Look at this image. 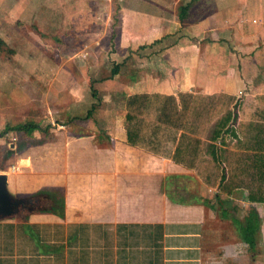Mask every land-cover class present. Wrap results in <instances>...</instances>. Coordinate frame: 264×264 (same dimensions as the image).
Listing matches in <instances>:
<instances>
[{
	"label": "crops",
	"instance_id": "crops-1",
	"mask_svg": "<svg viewBox=\"0 0 264 264\" xmlns=\"http://www.w3.org/2000/svg\"><path fill=\"white\" fill-rule=\"evenodd\" d=\"M101 7L118 20L114 48L91 43ZM0 8L4 37H22L18 23L58 38L62 33L76 38L81 30L89 39L84 66L92 76L111 63L110 75L94 81L114 94L112 100L120 97L124 111L98 113L111 146L99 158L85 154L82 168L78 160L67 174L56 169L38 176L32 154L41 149L28 144L7 169L0 168L7 193L26 201L16 214L0 219V264H264V203L242 201L243 220L232 218L239 237V227L253 224L251 248L242 237L223 239L213 206L199 196L184 204L167 196L171 190L187 193L176 182L196 179V160L208 155L213 160L210 145L250 156L264 148L262 134L255 137L257 128L264 130V0H3ZM133 96L152 102L136 116L141 123L144 113H158L157 100L172 98L180 110L190 96L201 104L198 113L205 100L222 101L208 111L220 113L222 105L223 114L237 113L240 137L225 134L222 144L221 138L213 141L216 117L206 129L142 124V142L130 145L126 100ZM182 134L183 149L194 147L196 153L192 161L183 155L175 163ZM44 189L62 199L63 217L44 210L50 202L38 196ZM236 190L224 195L232 200Z\"/></svg>",
	"mask_w": 264,
	"mask_h": 264
},
{
	"label": "rangeland",
	"instance_id": "rangeland-1",
	"mask_svg": "<svg viewBox=\"0 0 264 264\" xmlns=\"http://www.w3.org/2000/svg\"><path fill=\"white\" fill-rule=\"evenodd\" d=\"M1 1L3 0L0 3ZM100 10L98 23L93 24L91 43L99 49L109 42L107 47L114 48L117 17L114 13L110 15L111 11L107 8L105 10V7ZM18 25L23 27L22 33L17 32L22 37H4L0 23V168L7 169L8 161L14 156L18 157L20 150L23 151L28 144L41 149L38 155L32 154V158L37 157L35 172L38 176L55 174L56 169H59L60 175H64L68 172V165L78 160L77 164H81L85 154L99 158L111 146L109 137L106 138L101 129L103 121L98 113H107L109 108L115 109L111 113H124L122 102L117 101L120 97L112 100L116 98L114 94L109 96L110 90L103 91L98 87L94 77L106 79L110 75L109 68L113 66L108 62V68L97 70L98 75L89 74L88 66H84L83 53L89 39L85 38L81 30L77 32L78 35L75 34L76 38L68 37L64 33L63 38H58L53 37V31H40L35 25L31 29H24L21 23ZM96 25L98 27L95 28ZM74 49L77 53L70 51ZM98 64L96 67L99 68ZM93 90L96 95L94 97ZM221 103L222 101L211 103L210 100H205L198 119L187 120V126L205 129L206 126L210 127L213 119H219L224 109L222 105L219 107L220 113H210L208 109L211 110V106ZM156 116L155 111L144 113L142 124L156 125ZM24 126L38 127L29 133L28 140L25 139V132L21 130ZM85 140L90 141L89 145L83 144ZM236 150L233 147L225 149L224 167L209 159V155L208 158L196 160V179L176 182L180 187L187 188L185 193L188 197L197 195L213 206L215 217L220 220L221 237L226 241H239L241 238L232 218H244L245 210L241 202L246 200L242 195H248L251 190L255 192L259 187L264 192V181L259 177L258 171L251 168L252 161L247 158L249 154ZM229 158L237 168L233 177L239 185L232 200L219 192L220 178L226 173L227 179L230 176ZM187 159L193 160L189 157ZM78 167L82 168L83 165ZM206 177L208 180L205 181ZM44 191L47 190L41 192ZM246 204L248 203L244 207Z\"/></svg>",
	"mask_w": 264,
	"mask_h": 264
},
{
	"label": "trees",
	"instance_id": "trees-1",
	"mask_svg": "<svg viewBox=\"0 0 264 264\" xmlns=\"http://www.w3.org/2000/svg\"><path fill=\"white\" fill-rule=\"evenodd\" d=\"M117 66H114V69L112 70V76L115 74V69ZM92 96L95 95V91H92ZM182 107L179 110L178 104L175 102L172 98H166L164 99L163 103L161 100L155 101V105L157 106L156 110L158 111L156 116V122L158 124H167L170 126H173L175 128H182L183 130L188 129L186 121H190L191 119H198L201 113H198L200 111V103L197 102L196 99H192L190 96H186L185 100L181 102ZM152 105V102L148 100L147 96H133L129 97L126 100V109L128 113L126 114V122L128 125L127 129V140L130 145H136L137 143L142 142V136L141 135V127L142 123L139 121L135 122V118L137 115H142V109H146L147 107H150ZM93 107L91 108L92 111ZM189 112V113H185ZM184 122V123H183ZM238 124V115L237 113H232V111H229L227 113H224L219 120L216 121L215 129L212 135V140H216L218 138H221V144H222V137L225 134H228V136H232L234 138H239V129L236 126ZM236 126V130H232L233 127ZM239 126V125H238ZM140 127V128H139ZM38 129L37 126H24L21 128L22 131L30 133L32 130ZM20 131V130H19ZM236 131V132H235ZM256 138L258 140V135H261V138H259V141L264 144V130L257 128L256 131ZM187 138L185 134H182L180 136L177 148L173 155V161L175 163H182L183 162V155L186 158L187 156H193V154L196 153V148L194 147H188L187 149H183L182 141ZM181 141V142H180ZM181 143V144H180ZM209 152L212 156V159L215 163L222 166L224 164V161L226 160V156L224 155L225 152L222 150L221 147H217L216 145H210L209 146ZM187 154V155H186ZM186 155V156H185ZM187 157V158H188ZM184 158V160H185ZM249 160L252 161L251 168L255 171H258L259 177L262 181H264V148L259 150L258 152H254L251 156L248 155L247 157ZM229 161L230 158H229ZM225 166V165H224ZM236 166L231 161L229 162V172L230 176L227 179L226 174L222 176L221 182L219 184V192L223 193L227 196H231L233 194V191L238 189L239 185L234 181L233 175L236 173ZM262 187H259L257 191H250L248 195H246L245 200L251 203H264V192L261 191ZM38 196L44 197L46 200H49L47 209L48 211H52L54 214L59 215L60 217H63V201L61 198H58L55 195H52L51 193L44 191L39 192ZM168 198L175 203L184 204L186 202L191 203L198 201V198L196 196L194 197H188L185 192H179L177 190H171L167 191ZM253 224H251V227H239V233L242 237V239L249 244V246L252 248L253 244Z\"/></svg>",
	"mask_w": 264,
	"mask_h": 264
},
{
	"label": "water",
	"instance_id": "water-1",
	"mask_svg": "<svg viewBox=\"0 0 264 264\" xmlns=\"http://www.w3.org/2000/svg\"><path fill=\"white\" fill-rule=\"evenodd\" d=\"M6 179L7 178L4 174H0V219L11 217L26 204V201L15 199L7 193Z\"/></svg>",
	"mask_w": 264,
	"mask_h": 264
}]
</instances>
